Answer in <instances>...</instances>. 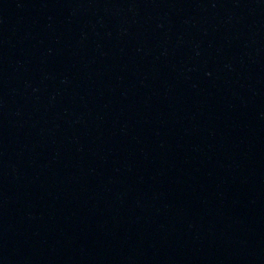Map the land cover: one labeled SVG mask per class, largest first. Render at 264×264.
I'll use <instances>...</instances> for the list:
<instances>
[{"label": "water", "instance_id": "1", "mask_svg": "<svg viewBox=\"0 0 264 264\" xmlns=\"http://www.w3.org/2000/svg\"><path fill=\"white\" fill-rule=\"evenodd\" d=\"M0 264H264V0H0Z\"/></svg>", "mask_w": 264, "mask_h": 264}]
</instances>
